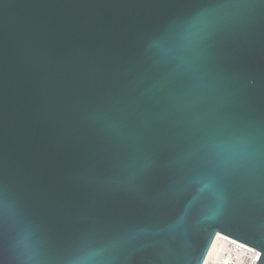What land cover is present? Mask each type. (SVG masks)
Segmentation results:
<instances>
[{
	"label": "water",
	"instance_id": "obj_1",
	"mask_svg": "<svg viewBox=\"0 0 264 264\" xmlns=\"http://www.w3.org/2000/svg\"><path fill=\"white\" fill-rule=\"evenodd\" d=\"M218 234L264 248V0H0V264Z\"/></svg>",
	"mask_w": 264,
	"mask_h": 264
},
{
	"label": "bare ground",
	"instance_id": "obj_2",
	"mask_svg": "<svg viewBox=\"0 0 264 264\" xmlns=\"http://www.w3.org/2000/svg\"><path fill=\"white\" fill-rule=\"evenodd\" d=\"M224 235L218 234L205 264H257L260 256L248 247Z\"/></svg>",
	"mask_w": 264,
	"mask_h": 264
},
{
	"label": "snow or ice",
	"instance_id": "obj_3",
	"mask_svg": "<svg viewBox=\"0 0 264 264\" xmlns=\"http://www.w3.org/2000/svg\"><path fill=\"white\" fill-rule=\"evenodd\" d=\"M184 35H185L186 41L191 42V43H198L199 39L201 38V37H199V34L195 30V27L191 24H189L188 27L185 29ZM242 246L248 247L249 251L256 252L258 257L261 254H264V248L258 247L256 245H251V246L242 245ZM206 256H207V252H204L203 255L201 256L200 260H199V264H204V258Z\"/></svg>",
	"mask_w": 264,
	"mask_h": 264
},
{
	"label": "built area",
	"instance_id": "obj_4",
	"mask_svg": "<svg viewBox=\"0 0 264 264\" xmlns=\"http://www.w3.org/2000/svg\"><path fill=\"white\" fill-rule=\"evenodd\" d=\"M261 256V255H260ZM207 259V258H206ZM205 262H206V260H205ZM205 262H204V264H205Z\"/></svg>",
	"mask_w": 264,
	"mask_h": 264
}]
</instances>
